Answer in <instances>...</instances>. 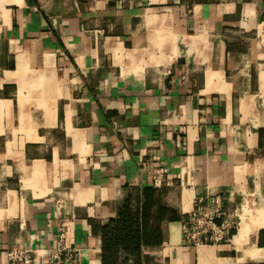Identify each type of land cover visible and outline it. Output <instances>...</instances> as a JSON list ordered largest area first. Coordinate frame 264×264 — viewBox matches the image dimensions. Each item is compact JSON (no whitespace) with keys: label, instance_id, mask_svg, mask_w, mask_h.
<instances>
[{"label":"crops","instance_id":"0c3cea01","mask_svg":"<svg viewBox=\"0 0 264 264\" xmlns=\"http://www.w3.org/2000/svg\"><path fill=\"white\" fill-rule=\"evenodd\" d=\"M0 0V264L54 245L101 264L134 188L178 220L143 264H264V0ZM221 195L229 241L182 245Z\"/></svg>","mask_w":264,"mask_h":264},{"label":"trees","instance_id":"16d2710c","mask_svg":"<svg viewBox=\"0 0 264 264\" xmlns=\"http://www.w3.org/2000/svg\"><path fill=\"white\" fill-rule=\"evenodd\" d=\"M116 213L101 228V264H143L145 250L163 242L162 224L178 220L153 187L132 189Z\"/></svg>","mask_w":264,"mask_h":264},{"label":"built area","instance_id":"2783aa9c","mask_svg":"<svg viewBox=\"0 0 264 264\" xmlns=\"http://www.w3.org/2000/svg\"><path fill=\"white\" fill-rule=\"evenodd\" d=\"M234 229L223 208L221 195L197 199L181 220L182 245L190 248L216 246L229 241ZM77 257L78 250L69 244L65 226L60 227L52 247L24 245L7 250V264H76Z\"/></svg>","mask_w":264,"mask_h":264},{"label":"rangeland","instance_id":"374dc122","mask_svg":"<svg viewBox=\"0 0 264 264\" xmlns=\"http://www.w3.org/2000/svg\"><path fill=\"white\" fill-rule=\"evenodd\" d=\"M229 219H230V221L233 223V227H234L235 225H234V222L231 220V217H229Z\"/></svg>","mask_w":264,"mask_h":264}]
</instances>
